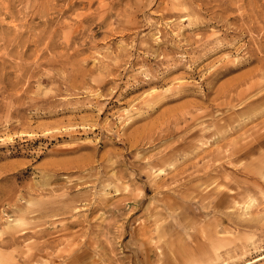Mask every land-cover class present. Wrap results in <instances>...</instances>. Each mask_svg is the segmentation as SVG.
I'll return each instance as SVG.
<instances>
[{
    "label": "rangeland",
    "instance_id": "374dc122",
    "mask_svg": "<svg viewBox=\"0 0 264 264\" xmlns=\"http://www.w3.org/2000/svg\"><path fill=\"white\" fill-rule=\"evenodd\" d=\"M0 264H264V0H0Z\"/></svg>",
    "mask_w": 264,
    "mask_h": 264
},
{
    "label": "bare ground",
    "instance_id": "6f19581e",
    "mask_svg": "<svg viewBox=\"0 0 264 264\" xmlns=\"http://www.w3.org/2000/svg\"><path fill=\"white\" fill-rule=\"evenodd\" d=\"M199 22V21H198ZM225 70H226V68H225ZM223 72V71H222Z\"/></svg>",
    "mask_w": 264,
    "mask_h": 264
}]
</instances>
